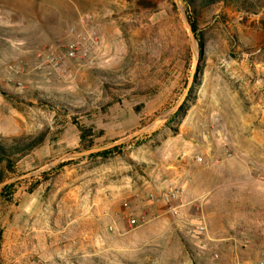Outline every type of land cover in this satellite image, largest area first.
Listing matches in <instances>:
<instances>
[{
	"label": "rangeland",
	"instance_id": "obj_1",
	"mask_svg": "<svg viewBox=\"0 0 264 264\" xmlns=\"http://www.w3.org/2000/svg\"><path fill=\"white\" fill-rule=\"evenodd\" d=\"M254 4L196 9V78L168 122L196 60L172 0H0V140L45 136L4 178L31 175L0 194V264H264V1ZM76 123L92 148L142 132L93 168L85 157L47 168L84 150ZM174 179L186 190L179 227L146 197ZM198 216L206 249L189 233Z\"/></svg>",
	"mask_w": 264,
	"mask_h": 264
},
{
	"label": "trees",
	"instance_id": "obj_2",
	"mask_svg": "<svg viewBox=\"0 0 264 264\" xmlns=\"http://www.w3.org/2000/svg\"><path fill=\"white\" fill-rule=\"evenodd\" d=\"M181 5L183 6L184 13L188 22L190 23L192 30L195 35V39L198 42V47L201 49L202 43L199 40V33L197 31V25L195 22V14L196 9L199 7H210L212 5L218 3H224L230 6L237 8L238 10H242L247 13H254L257 10L256 5L254 2L256 0H178ZM264 1V0H263ZM174 5V4H173ZM196 78V74H195ZM180 109L175 113L169 120L174 119L181 111ZM77 124V123H76ZM77 128L80 132L79 134V145L82 149L88 150L92 148V141L89 137L92 135V131L87 129L83 126L77 124ZM44 134L40 133L35 136H27V137H20V138H13L8 141L0 140V182L4 180L6 175L15 174L16 171V164L19 160L27 156L30 152H33L35 149L39 148L42 143L44 142ZM139 144V143H137ZM124 145L117 146L107 151H103L97 154H93L87 156L83 159L92 163L93 165L91 168L106 163L112 160L115 156L122 153ZM82 150V151H84ZM51 171L43 172L40 175V178L47 177ZM15 184L7 185L0 189V194L6 191L11 190Z\"/></svg>",
	"mask_w": 264,
	"mask_h": 264
},
{
	"label": "built area",
	"instance_id": "obj_3",
	"mask_svg": "<svg viewBox=\"0 0 264 264\" xmlns=\"http://www.w3.org/2000/svg\"><path fill=\"white\" fill-rule=\"evenodd\" d=\"M81 35L77 34L76 35V40L80 41L81 40ZM78 43V42H77ZM76 44H72L70 46V56L74 57L75 56V52L78 50V48L76 47ZM86 53L84 52L83 55H85ZM47 61L49 62H53V58H51V56H47L46 57ZM62 76V73L60 74ZM186 156V154H183V157ZM202 159L201 157H195V161L196 162H200ZM264 181V179H263ZM186 194V190L185 187L182 186L179 188L178 183H176L175 179L173 182L168 183V185L166 186V188H164L161 191H156V190H152L149 191L146 195L147 197V201L150 204L153 205H161L164 207V211L165 213L176 220L177 222V227H179L180 223H184V214L181 211V209L183 208L184 204H183V199L184 196ZM126 214L124 216L125 222L130 225H136L137 221L135 218V214L131 211H129L127 205L125 204L124 207ZM192 229L189 231V233L191 234V236L193 238L199 239L200 242L202 243V248L206 249L207 245H206V240H205V236H206V226L204 224V222L202 221V219L198 216L194 219V223H192L191 225ZM218 255L214 254L213 255V261L217 260ZM258 264H263L262 262L258 263Z\"/></svg>",
	"mask_w": 264,
	"mask_h": 264
},
{
	"label": "water",
	"instance_id": "obj_4",
	"mask_svg": "<svg viewBox=\"0 0 264 264\" xmlns=\"http://www.w3.org/2000/svg\"><path fill=\"white\" fill-rule=\"evenodd\" d=\"M172 1H173L174 6L177 7V9L179 10V12L181 14V17L183 19V22H184V24H185V26L187 28L188 37H189V41H190V46L192 48V51L194 53V56H195L196 60L194 62L192 71L190 72V75H189L185 90H184L181 98L179 99L178 103L174 107H172L169 111H167L166 113L162 114L159 117V119H165L166 117L174 115L180 109V107L182 106V104L184 103L186 97L189 94L190 88L192 87V85H193V83L195 81L196 67L198 65V60L200 58V51L198 49V46H197V43H196V39H195V35H194L193 30H192V27H191L190 23L188 22L183 9L180 7L179 1L178 0H172ZM141 132L142 131H139L137 133H134L132 135H129V136L125 137L122 140L113 142V143L108 144V145L103 146V147H94V148H91V149H88V150H84V151H73L71 153H66L65 155H62L61 157H59L57 160L53 161L50 165H48L47 168L55 166L63 158H67V157L82 158V157H87V156H90V155H93V154H97V153H100V152H103V151L110 150L112 148H115L117 146H120V145L124 144L125 142H128V141L134 139ZM42 171L43 170H40L39 172H42ZM30 176L31 175H24V176H20V177H17V178H11V179L4 180V181L0 182V189L5 187V186H7V185H10V184H12V183H14L16 181H20V180H24L26 178H29Z\"/></svg>",
	"mask_w": 264,
	"mask_h": 264
}]
</instances>
